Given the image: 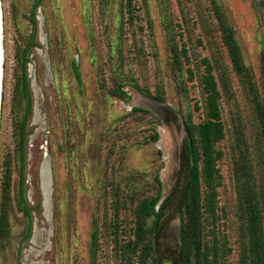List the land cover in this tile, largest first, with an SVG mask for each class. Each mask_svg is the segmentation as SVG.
<instances>
[{"label": "rangeland", "instance_id": "obj_1", "mask_svg": "<svg viewBox=\"0 0 264 264\" xmlns=\"http://www.w3.org/2000/svg\"><path fill=\"white\" fill-rule=\"evenodd\" d=\"M36 2L1 0L0 198L7 163L12 176L0 264H141V249L130 244L137 209L159 191L144 222L153 243L144 264H158L167 249L179 264H196L192 240L181 238L191 172L185 123L208 121L207 75L220 93L223 136L213 145L208 186L196 133L202 249L208 264H239L250 201L264 226V0H41L32 40ZM219 15L239 47L244 77L232 67ZM24 66L32 99L26 194L39 231L33 242L24 241L27 222L17 206ZM42 165L53 180L51 219L41 205ZM166 212L157 238L150 229Z\"/></svg>", "mask_w": 264, "mask_h": 264}, {"label": "trees", "instance_id": "obj_2", "mask_svg": "<svg viewBox=\"0 0 264 264\" xmlns=\"http://www.w3.org/2000/svg\"><path fill=\"white\" fill-rule=\"evenodd\" d=\"M41 0H37L34 10L32 11V24H33V34L32 40L36 36V20H35V10L40 5ZM219 14L220 12L217 11ZM219 24L222 32L223 44L227 49L229 59L231 61L234 71L241 77L247 75V69L243 64L241 53L239 47L234 39L233 34L229 31V28L223 21L221 15H219ZM33 46V41L28 45ZM28 52V49L26 53ZM25 53V54H26ZM24 73V85L23 92L27 102L25 115L22 118L19 127V141H18V203L17 206L19 210L23 213L26 219V230L24 235V241L30 239L33 231L34 219L32 211L37 209L29 205L27 200V179H26V169H27V136L26 131L27 119L32 108V99L30 89L27 83L26 68H23ZM204 91L206 93V109L208 121L200 126H195L190 121L185 124V129L187 135L190 139L191 146L189 147V153L191 155V172L189 179L188 194L185 200V215L187 218V223L185 225L181 223V238L183 242L186 239H191L195 248V258L196 264H208V257L202 249V219H203V203H202V191L201 183L204 176V181L208 186H212L213 180V162L214 157L212 154L213 145L215 142L220 140L223 136L222 125L220 123V111L218 105V99L220 93L217 89V85L214 78L210 75L205 76L204 81ZM3 99V98H2ZM263 109V108H262ZM263 112V110H262ZM199 133L201 147L204 154V164L205 169L203 176L199 169V150L196 144V133ZM158 138V137H156ZM7 163V161H6ZM6 168L2 172L1 178V203H0V230L4 231L7 227V211L6 204L9 200V190L11 183V169L6 164ZM158 183L160 181L158 179ZM162 196V192L159 191L156 198H153L150 202L143 201L138 206L137 216H138V232L136 234L135 240L130 243L134 244V247L139 246L141 249L140 253V263L144 264L151 257V252L153 251V243L151 237L146 240V231L144 229V222L149 215L153 214L155 207L159 203ZM42 202V201H41ZM42 204V203H41ZM248 215H247V240L248 245L245 251L244 257L240 260L239 264H264V226H263V215L261 213L260 207L257 203L250 201L248 203ZM160 219V218H159ZM184 219V218H183ZM159 221V220H158ZM158 226L157 221L153 223L150 229V234L154 235L156 227ZM189 231V233H188ZM93 239H96V233L93 234Z\"/></svg>", "mask_w": 264, "mask_h": 264}, {"label": "bare ground", "instance_id": "obj_3", "mask_svg": "<svg viewBox=\"0 0 264 264\" xmlns=\"http://www.w3.org/2000/svg\"><path fill=\"white\" fill-rule=\"evenodd\" d=\"M0 7H1V29H2V18H3V13H2V3L0 0ZM1 32V30H0ZM0 38H1V42H2V37L0 34ZM5 56V55H4ZM3 58V56H2ZM3 78H4V70H3V59H2V80H1V95L3 92ZM1 106H2V99L0 101V115H1ZM40 176H41V181L42 183L47 187V189L50 188V176L49 173L46 169V167L44 165H42L40 167ZM49 202V199H48ZM44 216L46 218H49V214H50V206L49 204H47V206H45V211H44ZM169 219V212H166L164 215L160 216V219L158 221V226H157V230L155 235L157 236V238L159 237V234L161 233V231L166 227V224L168 222ZM178 255H176L172 250H165L163 253H160L159 258H158V264H179L178 263Z\"/></svg>", "mask_w": 264, "mask_h": 264}, {"label": "water", "instance_id": "obj_4", "mask_svg": "<svg viewBox=\"0 0 264 264\" xmlns=\"http://www.w3.org/2000/svg\"><path fill=\"white\" fill-rule=\"evenodd\" d=\"M0 30H1V7H0ZM2 56H3V51H2V46H1V38H0V88H1V80H2ZM2 99V95H1V89H0V101ZM46 155L48 156L49 158V161H50V157L48 155V153H46ZM45 155V156H46ZM50 165H51V161H50ZM52 171V169H51ZM52 173V172H51ZM40 190H41V194H42V207H43V215H44V211H45V206H47V204H49L50 206V214H49V218L48 219H51V216H52V193H53V180H52V176H51V179H50V188L47 189V187L42 183L41 181V176H40ZM48 199H49V202H48ZM158 224V222H157ZM156 230H157V227H156ZM156 233V231H155ZM154 233V234H155ZM39 236V231L38 229H34V225H33V231H32V235L30 237V241L33 242L34 238L38 237Z\"/></svg>", "mask_w": 264, "mask_h": 264}]
</instances>
